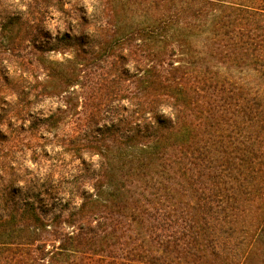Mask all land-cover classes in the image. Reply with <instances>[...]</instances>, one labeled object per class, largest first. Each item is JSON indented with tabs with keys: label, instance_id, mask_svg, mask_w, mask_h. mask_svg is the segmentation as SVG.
<instances>
[{
	"label": "trees",
	"instance_id": "obj_1",
	"mask_svg": "<svg viewBox=\"0 0 264 264\" xmlns=\"http://www.w3.org/2000/svg\"><path fill=\"white\" fill-rule=\"evenodd\" d=\"M13 1L11 44L52 38L38 23L60 14L48 51L72 56L45 59L34 101L56 98L46 130L77 118L51 144L49 177L71 180L18 202L0 186V264H264V0ZM10 130L0 179L27 145Z\"/></svg>",
	"mask_w": 264,
	"mask_h": 264
},
{
	"label": "rangeland",
	"instance_id": "obj_2",
	"mask_svg": "<svg viewBox=\"0 0 264 264\" xmlns=\"http://www.w3.org/2000/svg\"><path fill=\"white\" fill-rule=\"evenodd\" d=\"M19 5L13 0H1L0 10L25 9ZM58 17L60 14L52 12L45 22L38 23V26L43 27L44 32L52 33V38H37L29 43L14 42L11 44L0 37V130L5 131L10 124L11 130L7 136L19 135L27 143L26 146H21L13 152V158H10V162L14 165L13 170H7L0 179L1 187H15L17 193L11 196V199L17 202L30 197L28 192L38 193L43 185H56L59 182L71 180V176L65 177V180L55 175L49 177L58 161L54 158L55 154L52 152L51 144H56L58 138L73 134L77 117H72L71 121L66 120L59 129L46 130L41 120L48 115L50 109L56 107V100H54L56 98L43 96L41 102L36 105L34 101V95L41 93L44 86L50 88L53 86L52 81L47 78V71L44 70V61H47L45 59L63 61L72 56L66 46H63L60 51H48L49 48L55 49L54 46L57 43L55 37L56 27L58 28L60 22ZM11 48L14 49L12 53L9 51ZM24 58L33 63L31 68L20 77L18 71L14 72L12 64ZM75 91L77 92L75 98L83 97V91L79 87H75ZM27 101L34 103L31 113L25 114L23 118L13 119V111L24 108ZM83 101V98L75 100L80 112ZM20 127L23 130H20ZM79 163L80 161L76 164ZM68 198L69 196L66 195L55 198L47 197L46 200L61 203Z\"/></svg>",
	"mask_w": 264,
	"mask_h": 264
}]
</instances>
